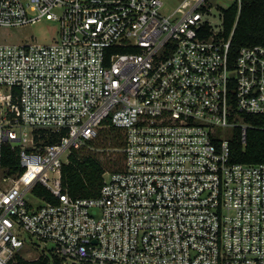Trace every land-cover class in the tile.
<instances>
[{
  "label": "built area",
  "instance_id": "built-area-1",
  "mask_svg": "<svg viewBox=\"0 0 264 264\" xmlns=\"http://www.w3.org/2000/svg\"><path fill=\"white\" fill-rule=\"evenodd\" d=\"M178 9L0 0V27L58 23L0 41V264H264V162L232 148L264 116V44L234 50L208 0ZM74 153L104 164L98 195L65 190Z\"/></svg>",
  "mask_w": 264,
  "mask_h": 264
},
{
  "label": "trees",
  "instance_id": "trees-1",
  "mask_svg": "<svg viewBox=\"0 0 264 264\" xmlns=\"http://www.w3.org/2000/svg\"><path fill=\"white\" fill-rule=\"evenodd\" d=\"M224 13L223 30L220 37L228 39L232 34L234 50L246 45L264 44V0H241L233 2ZM236 24V25H235ZM248 121L255 127L249 129L246 143L238 138L232 143L234 159L237 162H264V116L248 115ZM103 146L112 143L122 146L121 135L118 130L110 127L103 133ZM5 163H16V157L8 149L5 150ZM104 164L95 156L72 154L70 162L62 168V182L65 190L74 197L96 196L103 184ZM46 200H54L45 188L41 189ZM11 264H48V258L42 256L38 260H25L17 255Z\"/></svg>",
  "mask_w": 264,
  "mask_h": 264
},
{
  "label": "rangeland",
  "instance_id": "rangeland-1",
  "mask_svg": "<svg viewBox=\"0 0 264 264\" xmlns=\"http://www.w3.org/2000/svg\"><path fill=\"white\" fill-rule=\"evenodd\" d=\"M192 1V0H190ZM190 1L184 2L183 0H162L163 9L166 12H173L179 7L178 12L185 10ZM238 0H208L212 6V12L214 14L212 23L216 30H219L223 24L222 8H227L233 2ZM182 4V5H181ZM58 23L54 20L43 19L40 22L25 27H0V41L1 42H14V43H26V42H39V43H51L53 37L57 36ZM232 130H227L231 132ZM116 157V155H113ZM42 247V246H41ZM52 245L47 246V249H51ZM26 251H23L25 253ZM42 253V249H33L32 254L34 256Z\"/></svg>",
  "mask_w": 264,
  "mask_h": 264
}]
</instances>
